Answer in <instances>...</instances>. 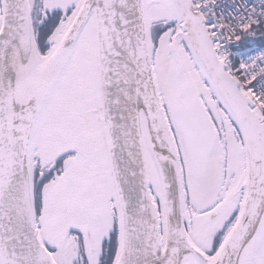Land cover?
<instances>
[{"label":"snow or ice","instance_id":"6c2138e0","mask_svg":"<svg viewBox=\"0 0 264 264\" xmlns=\"http://www.w3.org/2000/svg\"><path fill=\"white\" fill-rule=\"evenodd\" d=\"M0 264H264V0H0Z\"/></svg>","mask_w":264,"mask_h":264}]
</instances>
